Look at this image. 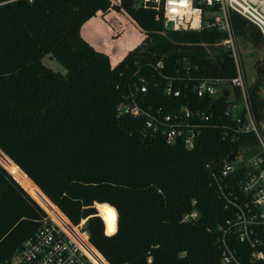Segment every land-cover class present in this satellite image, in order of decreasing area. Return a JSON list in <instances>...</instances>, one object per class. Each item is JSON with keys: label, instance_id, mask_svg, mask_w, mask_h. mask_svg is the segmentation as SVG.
<instances>
[{"label": "trees", "instance_id": "trees-1", "mask_svg": "<svg viewBox=\"0 0 264 264\" xmlns=\"http://www.w3.org/2000/svg\"><path fill=\"white\" fill-rule=\"evenodd\" d=\"M155 6L153 0H0V162L17 178L0 164V262L38 230L42 207L58 220L50 200L73 225L85 220L82 231L108 264H222L218 226L232 212L218 197L212 172L255 138L223 135L236 127L224 114V95L192 148L146 133L141 119L118 111L130 85L157 74L158 60L192 107L206 109L207 101L191 90L197 80L187 86L178 80L183 58L198 65L194 78L236 75L229 51L214 45L225 33L166 28ZM110 10L126 14L127 27L139 31L118 47L119 62L82 34ZM231 20L238 38L264 52L257 26L237 13ZM46 54L65 72L44 64ZM253 69L248 95L262 119L264 54ZM232 92L239 96L238 87ZM150 95L156 105L168 102L161 90Z\"/></svg>", "mask_w": 264, "mask_h": 264}, {"label": "built area", "instance_id": "built-area-1", "mask_svg": "<svg viewBox=\"0 0 264 264\" xmlns=\"http://www.w3.org/2000/svg\"><path fill=\"white\" fill-rule=\"evenodd\" d=\"M153 1L157 16H161L166 28L225 33V38L214 45H221L229 51L236 75L231 78H194L191 73L198 70V65H191L183 58L180 62L183 76L178 80L186 81L184 86L190 85L187 81L197 80L191 84V90L195 96L207 101L206 109L192 107L181 85L174 84L177 78L161 73L165 64L158 60L154 65L157 74H152L151 81L140 76L139 81L130 85L118 111L141 119L146 133H159L168 143L182 142L185 147L192 148L202 128L215 115L214 101L223 95L227 98L224 114L231 117L236 127H226L232 131L226 129L223 135H229L231 140L253 135L255 143L243 141L232 153L235 154L233 160L225 159L218 171L212 172V185L224 201V207L232 212V216L218 226L216 242L222 264H264V118H256L252 110L238 37L231 20L232 13L240 14L257 26L264 38V0ZM122 58L119 54L118 62ZM235 87L239 88L238 97L232 92ZM158 90L168 102L156 105L150 101V94ZM49 202L58 210V220L41 206L46 212L41 226L0 264H97L81 245L85 241L94 251L92 253L96 252L104 259L89 242L86 232L80 230L79 225H73L53 202ZM65 227L75 228L82 237L75 239Z\"/></svg>", "mask_w": 264, "mask_h": 264}, {"label": "rangeland", "instance_id": "rangeland-1", "mask_svg": "<svg viewBox=\"0 0 264 264\" xmlns=\"http://www.w3.org/2000/svg\"><path fill=\"white\" fill-rule=\"evenodd\" d=\"M114 2H117V0H114ZM128 25H129L128 18L126 14L122 15L114 10H110L105 15L99 13L97 17L91 21V23L85 24L84 27L82 28V34L96 49L109 54L110 57L112 58L111 60L116 62L118 61V55H119L118 47L120 48L124 47L122 41L130 39V37H128L127 35H130L131 30L133 31L132 33H134L135 35L139 33V31H137L135 28L131 26L128 28L127 27ZM118 26H120L121 28L120 31H124L122 32L124 36L123 38L120 39L119 43H118V35H120L121 33L118 30ZM142 38L144 39L145 36H143ZM238 42H239L246 82L248 85H250L252 84L255 78L253 61L256 58L263 56L264 52L260 49L255 48L248 41L243 40L241 38H238ZM42 62L56 71L65 72V68L51 54H46L42 58ZM261 94L264 97V88H261ZM255 148L257 149V146H255ZM0 164L6 169V167L1 162ZM9 173L12 174L11 172ZM12 176L15 177L14 174H12ZM15 179L17 178L15 177ZM25 189L28 191L27 188ZM29 194L33 198H35L31 194V192H29ZM35 200L38 201L36 198ZM54 208L56 209L55 206ZM84 223L85 220L80 222L78 226L80 230L82 229Z\"/></svg>", "mask_w": 264, "mask_h": 264}, {"label": "bare ground", "instance_id": "bare-ground-1", "mask_svg": "<svg viewBox=\"0 0 264 264\" xmlns=\"http://www.w3.org/2000/svg\"><path fill=\"white\" fill-rule=\"evenodd\" d=\"M70 228V227H69ZM70 229H72L73 230V232L76 234V238L75 239H78V236H80V237H82V234H80L79 232H78V230H76L75 228H70ZM69 233V232H68ZM70 234V233H69ZM84 244L85 245H87L89 248H90V246L86 243V241H85V243H81V245L86 249V251L91 255V253L87 250V248L84 246ZM90 249H92V248H90ZM91 257H92V255H91ZM100 257V256H99ZM93 258V257H92ZM101 259H102V261L104 262V264H107L105 261H104V259L102 258V257H100ZM94 259V258H93ZM95 260V259H94ZM96 261V260H95ZM96 263L98 264V262L96 261Z\"/></svg>", "mask_w": 264, "mask_h": 264}, {"label": "water", "instance_id": "water-1", "mask_svg": "<svg viewBox=\"0 0 264 264\" xmlns=\"http://www.w3.org/2000/svg\"><path fill=\"white\" fill-rule=\"evenodd\" d=\"M234 156H235V154H232L231 156H229L228 157V159L229 160H233V158H234ZM12 175V174H11ZM18 181V180H17ZM96 203H98V202H96ZM96 203H95V206H96ZM99 204V203H98ZM108 204V203H107ZM110 205V204H109ZM110 206H112V205H110ZM115 212H116V214H117V211H116V209H115ZM99 214V213H98ZM103 219V218H102ZM104 221V220H103ZM104 224H105V221H104ZM116 230H117V217H116V229H115V231L113 232V233H115L116 232ZM105 232H106V226H105ZM112 233V234H113Z\"/></svg>", "mask_w": 264, "mask_h": 264}, {"label": "crops", "instance_id": "crops-1", "mask_svg": "<svg viewBox=\"0 0 264 264\" xmlns=\"http://www.w3.org/2000/svg\"><path fill=\"white\" fill-rule=\"evenodd\" d=\"M123 15V14H122Z\"/></svg>", "mask_w": 264, "mask_h": 264}]
</instances>
